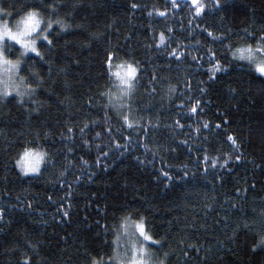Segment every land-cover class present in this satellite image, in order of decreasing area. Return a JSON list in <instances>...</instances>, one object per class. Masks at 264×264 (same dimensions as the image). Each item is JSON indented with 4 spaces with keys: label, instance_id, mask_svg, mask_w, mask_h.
Masks as SVG:
<instances>
[{
    "label": "trees",
    "instance_id": "1",
    "mask_svg": "<svg viewBox=\"0 0 264 264\" xmlns=\"http://www.w3.org/2000/svg\"><path fill=\"white\" fill-rule=\"evenodd\" d=\"M15 2L3 0L5 7ZM58 2L68 7L55 16L40 15L59 32L50 50L40 48L52 57V72L42 70L41 61L32 71L41 73L42 87L19 71L25 77L23 95L0 93V264H66L69 257L72 264L94 259L115 264L108 256L114 257L125 220L142 222L161 241L147 242L153 264H259L264 259L259 244L264 86L237 51L251 45L257 53L244 29L264 24V0ZM197 6L204 11L198 14ZM17 19L14 14L11 23ZM218 36L231 39L210 42ZM44 44L40 40L38 47ZM133 45L139 52L135 60L156 82L137 85L125 96L114 66L133 63ZM170 49L179 63L167 56ZM105 52H116L104 64L106 74ZM7 55L21 59L18 51ZM222 56L235 63L214 72L217 59L225 66ZM57 120L63 126L57 127ZM108 129L115 131L104 134ZM228 135L239 137L238 150ZM31 148L47 154L41 174H23L17 165ZM237 154L242 162H230V172L219 168ZM203 155L209 168L213 158L218 161L222 180L204 176L205 162L197 159ZM185 170L193 175L183 177ZM165 171L171 179L162 175Z\"/></svg>",
    "mask_w": 264,
    "mask_h": 264
},
{
    "label": "snow or ice",
    "instance_id": "2",
    "mask_svg": "<svg viewBox=\"0 0 264 264\" xmlns=\"http://www.w3.org/2000/svg\"><path fill=\"white\" fill-rule=\"evenodd\" d=\"M175 3V0H173ZM193 4H198V0H192ZM19 4L20 7L17 9L16 5ZM178 6V5H177ZM13 8V11H8V8ZM65 7H68L67 4L60 3L58 0H42L41 3H29L27 0H16L15 4H10L7 7L4 6L3 0H0V61H3L4 64L10 66V71H23L28 73V76L37 84V87L43 86V77L41 73L33 72L32 69L36 68L39 62H43L42 64H39L40 68L43 70L45 66L47 67V72H52V66H51V60L52 57L50 55H42L40 48H48L50 50L51 46L54 45V39L53 36L59 35V32L56 27H54V24L51 20L45 22L42 26V21L40 19L41 13L43 14H51L53 16L58 14V10H62ZM133 7H136V5H133ZM39 10V11H38ZM203 6H197L196 12L199 14L203 12ZM23 13V15H21ZM18 16L19 19L15 21V24L11 23V20L13 16ZM163 15V13H161ZM57 24H60L59 21L56 22ZM61 29L64 27L62 24L60 25ZM245 32V39H250L254 43L258 45L257 49V55H253V50L251 45H249L248 48V55L246 59L249 61L247 67L250 72L252 73H259L260 76V83L262 86H264V24L259 25L258 27H253L252 31L249 32L247 28L244 29ZM207 35L209 37H212V33L208 32ZM225 39H231L230 36H218L214 37L210 42L216 43L217 41H220L221 43ZM43 40L45 42L44 45H41L38 47L37 41ZM165 42V35L164 33L160 34V45H164ZM19 45V49H15V46ZM127 47V46H125ZM124 50V49H121ZM14 51H18L20 53L21 60L23 61V64L21 60H17L15 63L11 59H6V53L11 55L14 54ZM29 53L35 54L34 57L29 56ZM131 54L133 55V63L127 64L124 74L116 73L117 77L120 79L121 85H123L121 91L122 93L127 96L129 95L133 88L137 85L147 88L149 84H153L156 82V77L151 76V79H148L147 77L151 74L149 73V70L144 67H140V61L135 60V56L139 55V52L135 48V46H132ZM218 55V52H213L212 56L215 57ZM167 56L172 57L173 60H175L177 63H179L180 58L176 56L175 49H170L167 52ZM26 57V59H24ZM116 57V52H105L104 61L101 62V68L104 69V74L107 73V69L104 68L105 63H110L112 59ZM193 59H196L193 57ZM221 59H223L226 64L225 66L221 67L220 60H216L215 71H228L229 66L235 63L234 61L229 60L227 56H222ZM241 59H245L243 56V50L241 54ZM61 62L59 58H57V63ZM239 67H244L245 65H237ZM21 80L25 79V77L21 76ZM101 78H103V75H101ZM145 80H147V83H145ZM264 90V89H262ZM155 89H152V92L155 93ZM5 96H7V93H4ZM19 95H23V93H19ZM12 101H9L11 103ZM88 103L91 105L93 104V101L89 99ZM201 102L196 101V104L199 105ZM192 113H197V107L193 106L191 108ZM90 119V118H89ZM123 120L125 122H128L129 118L128 116H124ZM176 125L183 128L184 125L180 124V121L177 120ZM45 127H50L51 125L45 123ZM56 126H63V122L57 120ZM132 125L129 124V127ZM87 127V126H86ZM97 127H100L99 124H97ZM203 127L205 129L209 128L208 124H204ZM217 128L220 127L219 124L216 125ZM68 132H71L72 129L68 128ZM83 132L84 129H81ZM115 131V129H108L106 133L104 134H111V132ZM143 131V129H141ZM261 134L264 135V128L261 130ZM102 133L98 132L97 137H99ZM122 135V133H121ZM38 138H40L38 136ZM45 139V142H48V137H43ZM239 137H234L232 135L227 136V141H230L233 146L238 150L240 147V144L238 143ZM185 144H187V141H184ZM211 146V145H209ZM203 147V145L201 146ZM175 151V149H172ZM71 151V149H69ZM29 153L26 151L24 153L25 156H27ZM47 154H37V164L34 167H29L27 169H23V174L33 173V174H41V168L39 166L40 160L43 159V156ZM101 155L106 156L108 153L103 152V149H101ZM198 160L202 159L205 162V165L203 166V174L204 176H208L209 174H212L217 179L222 180V173L216 172V166L218 161L213 158L211 160V168L207 166V162L209 161V157L207 155H203L202 157L198 156ZM230 162H242V156L237 154L235 155V159L233 161V158L231 155L227 157V159H223L221 162H219V168L231 171L232 169L229 167ZM20 162L18 161V164ZM49 166V162H45V168ZM52 167H55V164L51 165ZM196 167L199 169L201 165L197 164ZM257 167H260L259 165ZM162 175L166 178L171 179L169 172L165 171L162 173ZM190 175H193L192 173H189L188 171H183V177H189ZM89 179H91V176H89ZM264 182V181H261ZM254 186V185H253ZM260 223L264 224V209L260 212ZM64 217L69 216L68 212L63 213ZM255 222V221H254ZM247 222H245V227H247ZM139 229V235L140 237H143V242H152L156 245H161V241L154 239V234H148L145 228V225L143 223H140L137 225ZM261 231V237L259 244L264 245V228L260 229ZM143 242H141V245L138 249L140 253H143L146 251L145 247L143 246ZM104 243H107L105 241ZM258 245H253V248L257 247ZM134 252L136 251L135 245ZM168 253H165V256H167ZM116 259H119L118 256L115 257ZM109 260L113 259V256H108ZM66 264H72V258L69 257L68 261H66ZM92 264H103L102 259L101 260H93ZM131 264H146V261L143 259H136L135 255L133 256V259L131 261ZM160 264H164V261L161 260ZM259 264H264V259L259 261Z\"/></svg>",
    "mask_w": 264,
    "mask_h": 264
},
{
    "label": "rangeland",
    "instance_id": "3",
    "mask_svg": "<svg viewBox=\"0 0 264 264\" xmlns=\"http://www.w3.org/2000/svg\"><path fill=\"white\" fill-rule=\"evenodd\" d=\"M43 25V20L40 17ZM15 24V23H14ZM37 41V45L38 42ZM19 46V45H18ZM243 50V56L248 55V48H242L237 51V54L241 57ZM253 50V48H252ZM30 54V53H29ZM253 55H257L256 51L253 50ZM6 59H11L8 57L7 53L5 56ZM12 60V59H11ZM21 60V59H20ZM14 63L16 61L12 60ZM127 64L125 63H116L114 66V73H115V78L117 82L118 89L121 91L123 85H121L120 79L117 77L116 73H121L122 75L125 72ZM10 66L6 65L3 63V61H0V93L4 95L6 92L7 95L11 93H19L24 90V85L23 82L21 83V79L19 76V71H10ZM23 93V92H22ZM28 152L29 154L27 156L24 155L25 152ZM45 154L43 151L38 150V149H27L25 150L21 157L18 159L20 162L17 165L19 169L22 171L23 169H27L29 167H34L37 164V154ZM45 159V155L43 156V159L40 160V168L43 165ZM22 166V167H21ZM28 174H33V173H28ZM142 222L140 221H132V220H125L122 224L121 230H120V235L117 240L116 244V252L114 254L113 260L115 264H131V261L133 259V256L135 255L136 259H143L146 261V264H153L150 261L149 258V252L147 249V242H143V237H140L139 235V229L137 227L138 224ZM141 242H143V246L145 247L146 251L143 253H140L138 251ZM136 251L134 252V246ZM118 256L119 259H116L115 257Z\"/></svg>",
    "mask_w": 264,
    "mask_h": 264
}]
</instances>
